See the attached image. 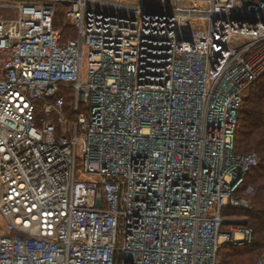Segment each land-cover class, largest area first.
<instances>
[{
    "label": "built area",
    "instance_id": "2783aa9c",
    "mask_svg": "<svg viewBox=\"0 0 264 264\" xmlns=\"http://www.w3.org/2000/svg\"><path fill=\"white\" fill-rule=\"evenodd\" d=\"M18 8L0 13V264H219L252 243L223 227L261 162L235 136L264 76V0Z\"/></svg>",
    "mask_w": 264,
    "mask_h": 264
},
{
    "label": "trees",
    "instance_id": "16d2710c",
    "mask_svg": "<svg viewBox=\"0 0 264 264\" xmlns=\"http://www.w3.org/2000/svg\"><path fill=\"white\" fill-rule=\"evenodd\" d=\"M247 1L255 4L261 0ZM69 6L67 3L57 5L54 27L64 29L62 42L76 38L75 28L65 21ZM250 96L257 100H250L240 112L235 149L238 155L255 150L261 155V162L246 178L237 196L255 201L258 209L251 207L226 210L224 216L245 218L242 226L253 230V241L241 247L224 246L218 254L219 264H258L264 255V76L253 86ZM250 188L255 191L253 195L246 194ZM230 227L231 225H225L223 230H229Z\"/></svg>",
    "mask_w": 264,
    "mask_h": 264
},
{
    "label": "rangeland",
    "instance_id": "374dc122",
    "mask_svg": "<svg viewBox=\"0 0 264 264\" xmlns=\"http://www.w3.org/2000/svg\"><path fill=\"white\" fill-rule=\"evenodd\" d=\"M41 1H43V0H40V1L39 0H0V13L2 14V17H8L9 16L11 18H16L17 12H19V8H18L19 6H22V5H25V4L40 3ZM1 6H2V8H1ZM1 10H3V11H1ZM251 90H250V92H251ZM250 92H249V95H247V98L244 101V105H243V108L244 109H245V107H247L246 105H247V103L250 100L251 101L252 100L253 101H256L257 100L256 97L253 98V97L250 96ZM252 152H257V151L253 150ZM247 154H249V153H247ZM240 155H246V154H240ZM260 157H261V155H260ZM251 207H252V209H255V208L258 209L257 203H255V201H252ZM244 220H246V219L245 218H242V217H238V216L233 217L231 219V223H232L231 226L232 227H237L239 225H242L241 223H243ZM225 231H230V229L229 230H225ZM260 259H259V263L258 264H260V262L262 260H264V255H263V258L261 260Z\"/></svg>",
    "mask_w": 264,
    "mask_h": 264
}]
</instances>
